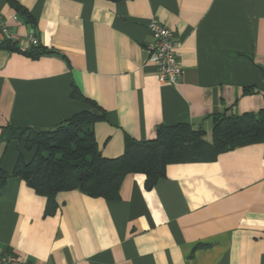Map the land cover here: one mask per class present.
<instances>
[{
	"label": "crops",
	"instance_id": "crops-1",
	"mask_svg": "<svg viewBox=\"0 0 264 264\" xmlns=\"http://www.w3.org/2000/svg\"><path fill=\"white\" fill-rule=\"evenodd\" d=\"M13 1L31 23L0 0L7 32L26 50L32 26L47 54L0 50V253L28 264H264V142L168 165L149 190L129 174L116 200L68 191L48 202L12 175L31 153L11 131L90 112L104 116L93 133L106 158L161 125L202 129L210 143L215 115L264 108V0ZM150 19L174 32L176 84L157 80Z\"/></svg>",
	"mask_w": 264,
	"mask_h": 264
},
{
	"label": "trees",
	"instance_id": "trees-1",
	"mask_svg": "<svg viewBox=\"0 0 264 264\" xmlns=\"http://www.w3.org/2000/svg\"><path fill=\"white\" fill-rule=\"evenodd\" d=\"M17 19L31 23L26 11L7 0ZM112 2L121 0H108ZM34 32L35 29L31 26ZM0 50L20 53L37 59L47 52L40 45L21 50L17 42L4 40ZM245 93L250 92L244 89ZM72 97L76 96L73 92ZM103 114L80 112L48 131L11 129L14 140L31 153L26 160L17 157L12 175L21 178L34 192L54 202L58 193L79 191L92 198L116 200L124 178L129 174L145 177V189H151L165 177L168 165L186 162H211L218 155L235 148L264 142V108L240 115L219 114L213 117L211 142L204 131L187 124L158 126L155 138L124 140L123 151L116 158L102 156L95 142L93 126ZM8 175L0 169V187Z\"/></svg>",
	"mask_w": 264,
	"mask_h": 264
},
{
	"label": "built area",
	"instance_id": "built-area-1",
	"mask_svg": "<svg viewBox=\"0 0 264 264\" xmlns=\"http://www.w3.org/2000/svg\"><path fill=\"white\" fill-rule=\"evenodd\" d=\"M147 27L151 33V41L147 47L148 57L156 67L158 82L162 85L176 84L181 79L183 70L177 57L173 30L156 19H150ZM4 40L17 42V37L7 32L0 18V43ZM27 40L31 46L39 44V39L32 29ZM0 264L28 263L15 254L0 253Z\"/></svg>",
	"mask_w": 264,
	"mask_h": 264
}]
</instances>
